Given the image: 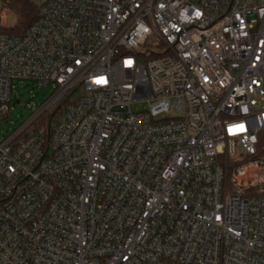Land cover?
<instances>
[{
  "label": "built area",
  "instance_id": "1",
  "mask_svg": "<svg viewBox=\"0 0 264 264\" xmlns=\"http://www.w3.org/2000/svg\"><path fill=\"white\" fill-rule=\"evenodd\" d=\"M30 1L0 111L54 90L0 141V264H264V0Z\"/></svg>",
  "mask_w": 264,
  "mask_h": 264
},
{
  "label": "rangeland",
  "instance_id": "2",
  "mask_svg": "<svg viewBox=\"0 0 264 264\" xmlns=\"http://www.w3.org/2000/svg\"><path fill=\"white\" fill-rule=\"evenodd\" d=\"M0 15L4 16L5 20L2 27L15 24V14L8 9H3L2 4H0ZM156 44V37H151L150 40L142 46V50L154 51L156 49ZM14 84L16 88L13 89L10 111L7 114H3L0 111V141L28 120L30 116L51 97L54 90L52 86L44 88L31 80L15 81ZM82 95H88V92L85 91V89H79L74 94V97ZM17 100H19L18 104L15 103ZM146 106L147 104H142L135 106V108L142 109ZM252 160L253 159L247 158V160L241 162V164L249 161L251 162Z\"/></svg>",
  "mask_w": 264,
  "mask_h": 264
},
{
  "label": "trees",
  "instance_id": "3",
  "mask_svg": "<svg viewBox=\"0 0 264 264\" xmlns=\"http://www.w3.org/2000/svg\"><path fill=\"white\" fill-rule=\"evenodd\" d=\"M1 4L3 9H8L15 14L16 22L11 26L1 27L0 33L13 35L24 34L38 15L37 5L30 0H2ZM157 56L159 55L151 51L146 54L145 58L149 59ZM64 104V101H59L57 108L53 113L42 116V122H49L50 119L57 120L62 113V107ZM261 137L263 139V144L259 155H264V132L261 134Z\"/></svg>",
  "mask_w": 264,
  "mask_h": 264
},
{
  "label": "bare ground",
  "instance_id": "4",
  "mask_svg": "<svg viewBox=\"0 0 264 264\" xmlns=\"http://www.w3.org/2000/svg\"><path fill=\"white\" fill-rule=\"evenodd\" d=\"M233 183L236 187L254 185L253 183H255V177L249 175L247 177L244 175L236 176L233 180Z\"/></svg>",
  "mask_w": 264,
  "mask_h": 264
},
{
  "label": "water",
  "instance_id": "5",
  "mask_svg": "<svg viewBox=\"0 0 264 264\" xmlns=\"http://www.w3.org/2000/svg\"><path fill=\"white\" fill-rule=\"evenodd\" d=\"M15 103L18 104L19 103V100H17Z\"/></svg>",
  "mask_w": 264,
  "mask_h": 264
}]
</instances>
